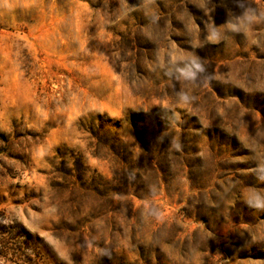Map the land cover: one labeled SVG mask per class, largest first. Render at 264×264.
<instances>
[{"label":"rangeland","instance_id":"374dc122","mask_svg":"<svg viewBox=\"0 0 264 264\" xmlns=\"http://www.w3.org/2000/svg\"><path fill=\"white\" fill-rule=\"evenodd\" d=\"M0 264H264V0H0Z\"/></svg>","mask_w":264,"mask_h":264}]
</instances>
